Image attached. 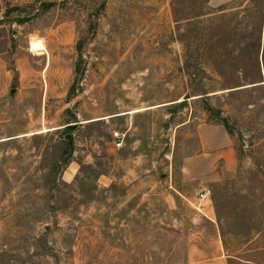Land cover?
<instances>
[{"label":"rangeland","instance_id":"374dc122","mask_svg":"<svg viewBox=\"0 0 264 264\" xmlns=\"http://www.w3.org/2000/svg\"><path fill=\"white\" fill-rule=\"evenodd\" d=\"M220 1L0 0V264H264V0Z\"/></svg>","mask_w":264,"mask_h":264},{"label":"built area","instance_id":"2783aa9c","mask_svg":"<svg viewBox=\"0 0 264 264\" xmlns=\"http://www.w3.org/2000/svg\"><path fill=\"white\" fill-rule=\"evenodd\" d=\"M122 142L121 141H118V146H121ZM211 196V191L210 190H202L200 193H199V199L200 201H207Z\"/></svg>","mask_w":264,"mask_h":264},{"label":"trees","instance_id":"16d2710c","mask_svg":"<svg viewBox=\"0 0 264 264\" xmlns=\"http://www.w3.org/2000/svg\"><path fill=\"white\" fill-rule=\"evenodd\" d=\"M73 88V87H72ZM224 125L226 126V128L228 129V131H231L230 129V125H229V123L225 120L224 121Z\"/></svg>","mask_w":264,"mask_h":264},{"label":"water","instance_id":"95a60500","mask_svg":"<svg viewBox=\"0 0 264 264\" xmlns=\"http://www.w3.org/2000/svg\"><path fill=\"white\" fill-rule=\"evenodd\" d=\"M15 92H16V89H13V90H12V93H15Z\"/></svg>","mask_w":264,"mask_h":264},{"label":"crops","instance_id":"0c3cea01","mask_svg":"<svg viewBox=\"0 0 264 264\" xmlns=\"http://www.w3.org/2000/svg\"><path fill=\"white\" fill-rule=\"evenodd\" d=\"M226 1H227V0H222V1H220V2L222 3V2H226Z\"/></svg>","mask_w":264,"mask_h":264}]
</instances>
